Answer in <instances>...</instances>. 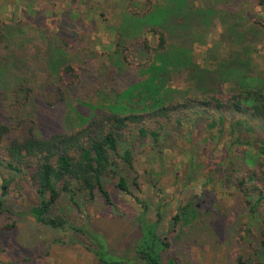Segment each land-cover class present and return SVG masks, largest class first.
<instances>
[{
  "label": "trees",
  "instance_id": "1",
  "mask_svg": "<svg viewBox=\"0 0 264 264\" xmlns=\"http://www.w3.org/2000/svg\"><path fill=\"white\" fill-rule=\"evenodd\" d=\"M237 1H231L233 9ZM258 3L264 6V0ZM213 13L191 0L156 1L143 13L124 10L112 59L103 63L88 49L70 46L66 33L48 36L42 69L53 76L50 84L57 92L52 103L32 95L41 69L27 54L34 38L20 21L6 22L0 16V44L9 48L0 56V212L11 215L6 204L12 190L31 188L36 201L19 208L16 216L28 215L46 227L69 231L70 240L57 241L82 244L100 264H127L131 260L115 253L88 221L78 225L67 215L70 207L83 213V204L97 197L116 212L105 184L112 175L116 188L142 208L130 248L137 263L181 264L168 235L159 232L162 212L158 208L156 218L148 219L151 203L133 192L123 171H134L135 146L148 139L153 147L167 144L175 127L185 128L208 159V181L217 178L232 189L233 203L226 210L232 219L225 226L233 243L255 250L257 261L250 262L241 248L233 249L236 264H264V78L252 67L245 34L236 37L237 48L218 68L195 63L193 22L208 26ZM70 14L62 13L67 16L64 32L77 24ZM250 15L246 12L245 18L235 21L232 30L237 33L240 20ZM148 34L156 37V45ZM178 70L188 74L193 87L172 86L171 75ZM226 83L231 84L229 90L223 87ZM21 92L36 109L34 125L9 112L11 104L22 102L16 100ZM29 92L33 93L27 96ZM201 138L208 144L198 142ZM222 141L223 152L216 154ZM211 143L216 146L210 150ZM238 153L245 161L234 160ZM134 184L138 186L137 175ZM190 206L173 216L171 228L198 213V205ZM10 226L14 228L15 222Z\"/></svg>",
  "mask_w": 264,
  "mask_h": 264
},
{
  "label": "rangeland",
  "instance_id": "2",
  "mask_svg": "<svg viewBox=\"0 0 264 264\" xmlns=\"http://www.w3.org/2000/svg\"><path fill=\"white\" fill-rule=\"evenodd\" d=\"M156 1L162 0H0V16L6 22L20 21L29 36L34 38L27 54L31 56L33 66L41 69L37 72V88L27 96L31 93L38 97L42 95L49 103L56 99L57 90L50 84L53 76L42 69L47 46L45 39L48 36L53 39L66 33L70 46L88 49L96 55L99 63L109 62L115 49L113 42L117 39V24L122 12L128 10L143 13L148 5ZM231 1L191 0L195 7L214 11L210 25H196L193 22L195 29H191L196 31L191 38L194 61L201 67L218 68L237 48L236 37L245 34V45L251 48L249 60L252 61V67L259 77L264 78V6L258 0H238L233 9ZM39 11H45L47 15H36ZM68 11L72 19L77 20V24L70 25L64 32L61 27L67 16L62 13ZM246 12L251 15L240 20L241 26L235 33L232 30L233 23L245 18ZM148 39L152 45L157 44L152 34H148ZM8 49L0 44V56L7 55ZM188 77L186 72L174 71L171 84L174 87H193V81L190 78L188 80ZM223 87L229 90L231 84L226 83ZM18 94L16 100L22 102L11 104L9 112L19 119L27 117L29 124L34 121V125L36 109L33 103H28L27 98L24 100L26 92ZM185 127L197 134L192 126ZM151 142L148 139L142 146H135L134 171L125 169L123 173L133 192L151 203L148 219L153 221L156 218L158 208L162 212L159 232L168 235L180 263L236 264V258L232 256L235 248H241L249 256L250 262H256L255 250L249 249L246 244L233 243L231 230L225 226L226 221L232 219L227 217L226 211L233 203L232 189L217 178L208 181V159L206 155L200 154L202 149L191 141L186 129L178 131L175 127L170 139L165 141L167 144L153 147ZM198 142L204 144L205 141L201 138ZM224 145L223 141L218 146L211 143L209 148L211 150L216 146L218 154L223 152ZM161 149L163 151L159 152ZM243 157V154L238 153L234 160L237 163L245 161ZM136 175L138 186L134 184ZM116 181L112 175L105 179L116 202V212L105 207L100 197H97V200L83 204L86 208L83 213L70 207L67 215L78 225L88 221L91 228L106 238L115 253L131 260L127 264H138L130 248L137 231L135 219L142 208L129 194L116 188ZM7 201L6 208L12 213L0 212V264H100L95 255L82 244L57 241L70 240L69 231L46 227L28 215H15L19 208L23 207L24 210L36 201V193L31 188L28 191L12 190ZM187 204L198 205V213L192 218L180 220L171 228L173 216ZM13 222L16 224L14 228L10 226ZM80 240L87 239L82 237Z\"/></svg>",
  "mask_w": 264,
  "mask_h": 264
}]
</instances>
